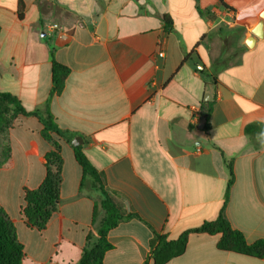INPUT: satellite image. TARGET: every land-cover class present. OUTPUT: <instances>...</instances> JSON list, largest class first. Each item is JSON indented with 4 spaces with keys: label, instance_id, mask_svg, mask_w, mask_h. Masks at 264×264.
Segmentation results:
<instances>
[{
    "label": "crops",
    "instance_id": "0c3cea01",
    "mask_svg": "<svg viewBox=\"0 0 264 264\" xmlns=\"http://www.w3.org/2000/svg\"><path fill=\"white\" fill-rule=\"evenodd\" d=\"M0 0V91L26 111L51 89L49 50L69 73L49 103L58 127L81 138V151L124 215L108 233L102 264H143L153 233L167 240L217 219L231 163L224 215L248 244L264 240V27L252 29L264 0ZM231 27L219 28L227 18ZM236 41L226 65L227 37ZM254 37L248 48L245 40ZM162 54V56H160ZM210 108L206 121L202 113ZM34 117L0 132V208L23 246L22 264H78L97 239L104 211L71 143L53 135L63 161L59 203L42 231L20 214L24 189H36L51 145ZM247 128H250L247 131ZM72 140V141H73ZM87 237L89 240L87 241ZM218 235L189 234L167 264H264L219 251Z\"/></svg>",
    "mask_w": 264,
    "mask_h": 264
},
{
    "label": "trees",
    "instance_id": "16d2710c",
    "mask_svg": "<svg viewBox=\"0 0 264 264\" xmlns=\"http://www.w3.org/2000/svg\"><path fill=\"white\" fill-rule=\"evenodd\" d=\"M23 14L24 6L22 1L18 0L17 17L19 20L23 18ZM49 61L51 64V89L42 107L26 111L16 96L0 91V132H7L17 116L34 117L42 126L41 138L51 145V150L43 156L44 178L36 189H24L23 205L20 209L26 226L37 231L45 229L59 203L63 161L60 155V146L53 139V135L65 139L67 143H71L73 140V135H69L58 127L49 109L51 98L61 93L69 70L55 61L53 48L49 50ZM209 111L210 108L202 113L205 126ZM249 130L250 128H247V131ZM71 148L76 162L82 169L81 188L88 182L91 189L99 194V203L93 210V224L96 221V209L100 207L104 211V217L97 228V239L90 248L85 247L82 250L78 264H102L105 252L112 248L107 240L109 231L120 222L131 218L138 219V216L122 213L105 192L100 175L87 160L81 147L71 145ZM8 158L9 145L7 143L1 150L0 165ZM226 167L229 178L223 205L217 219L204 222L199 227L186 231L173 240H167L165 236L153 233L149 251V260L152 261V264H167L170 260L181 256L185 252L189 234L218 235L216 247L219 251L257 259L264 258V240L248 244L243 235L231 227L224 215L234 179L231 163H226ZM24 256L23 246L17 240L15 229L0 208V264H22ZM143 264H148L147 260Z\"/></svg>",
    "mask_w": 264,
    "mask_h": 264
},
{
    "label": "water",
    "instance_id": "95a60500",
    "mask_svg": "<svg viewBox=\"0 0 264 264\" xmlns=\"http://www.w3.org/2000/svg\"><path fill=\"white\" fill-rule=\"evenodd\" d=\"M263 27H264V11L260 13V20L258 21V23L255 25V27L252 29V35L256 38H262L263 37ZM254 37H248L245 40V45L248 48H251L253 46V42H254ZM247 40H249V42H247ZM82 144L81 138L77 137L75 138L72 142L71 145L72 146H80Z\"/></svg>",
    "mask_w": 264,
    "mask_h": 264
},
{
    "label": "rangeland",
    "instance_id": "374dc122",
    "mask_svg": "<svg viewBox=\"0 0 264 264\" xmlns=\"http://www.w3.org/2000/svg\"><path fill=\"white\" fill-rule=\"evenodd\" d=\"M225 45H224V47H225V55H224V57L222 56L221 57V59H223L224 61V63L226 64V65H228V64H230V63H234L235 62V58H236V54H235V52H236V41H235V38L233 37V36H229V37H227L226 38V40H225ZM93 244L92 243H90V245L89 244H87V246L86 247H88V248H90L91 246H92Z\"/></svg>",
    "mask_w": 264,
    "mask_h": 264
},
{
    "label": "built area",
    "instance_id": "2783aa9c",
    "mask_svg": "<svg viewBox=\"0 0 264 264\" xmlns=\"http://www.w3.org/2000/svg\"><path fill=\"white\" fill-rule=\"evenodd\" d=\"M223 14L227 16L224 18L223 16L218 19V25L220 27L226 28L231 27L234 22V14L231 10H223ZM162 56V54H160Z\"/></svg>",
    "mask_w": 264,
    "mask_h": 264
},
{
    "label": "clouds",
    "instance_id": "9594fccd",
    "mask_svg": "<svg viewBox=\"0 0 264 264\" xmlns=\"http://www.w3.org/2000/svg\"><path fill=\"white\" fill-rule=\"evenodd\" d=\"M259 142L261 143V146L264 147V138H258Z\"/></svg>",
    "mask_w": 264,
    "mask_h": 264
},
{
    "label": "bare ground",
    "instance_id": "6f19581e",
    "mask_svg": "<svg viewBox=\"0 0 264 264\" xmlns=\"http://www.w3.org/2000/svg\"><path fill=\"white\" fill-rule=\"evenodd\" d=\"M247 42H249V40H247Z\"/></svg>",
    "mask_w": 264,
    "mask_h": 264
}]
</instances>
